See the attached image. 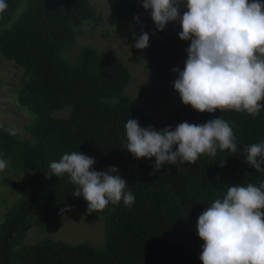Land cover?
<instances>
[{
  "label": "trees",
  "instance_id": "1",
  "mask_svg": "<svg viewBox=\"0 0 264 264\" xmlns=\"http://www.w3.org/2000/svg\"><path fill=\"white\" fill-rule=\"evenodd\" d=\"M3 2L0 54L22 69L18 100L33 119L24 125L27 136L0 124V159L27 177L2 180L18 197L6 205L0 222V264H202L198 216L223 198L229 186L264 182V171H256L243 155V148L264 142V106L253 117L234 110L201 113L180 103L158 122L127 94L132 74L119 55L92 45L77 50L84 27L103 19L94 1ZM106 2L111 21L126 23L128 44L146 70L161 81H174L178 73L172 69L183 70L190 44L179 38V23L169 22L160 31L140 0ZM184 11L182 4L181 14ZM142 32L149 34V46L137 49L134 45ZM61 110H68L67 115L54 114ZM129 118L155 130L221 118L232 127L239 151L218 149L215 157L202 154L195 164H165L153 175L155 157L137 159L126 150ZM73 151L95 158L94 170L117 167L134 203L130 207L123 201L109 203L104 210L89 213L85 199L73 195L75 186L68 174L48 175L51 162ZM66 200L88 219L103 222L102 245L50 236L26 241L30 224L39 219L45 225Z\"/></svg>",
  "mask_w": 264,
  "mask_h": 264
},
{
  "label": "clouds",
  "instance_id": "2",
  "mask_svg": "<svg viewBox=\"0 0 264 264\" xmlns=\"http://www.w3.org/2000/svg\"><path fill=\"white\" fill-rule=\"evenodd\" d=\"M157 30L178 22L181 40L190 41L183 70L173 81L183 104L198 112L226 110L255 117L264 101V0H140ZM184 4L186 11L180 12ZM6 7L0 0V10ZM137 21L138 17H135ZM137 49L149 46V34L136 39ZM126 150L134 158H153L155 175L165 164H195L202 154L215 157L217 150L236 154L239 149L230 124L214 118L194 124L181 122L155 130L136 119L125 123ZM14 134V133H13ZM175 146V147H174ZM248 164L264 171V142L243 148ZM259 158V159H257ZM95 158L79 151L65 153L50 163L49 177L68 174L82 196L87 211H102L123 201L131 206L135 197L126 191L127 181L115 166L92 169ZM225 161L221 160V166ZM6 162L0 159V170ZM63 211V210H62ZM198 236L204 241L202 264H264V182L259 186H229L223 198L215 199L199 216Z\"/></svg>",
  "mask_w": 264,
  "mask_h": 264
},
{
  "label": "rangeland",
  "instance_id": "3",
  "mask_svg": "<svg viewBox=\"0 0 264 264\" xmlns=\"http://www.w3.org/2000/svg\"><path fill=\"white\" fill-rule=\"evenodd\" d=\"M92 1L103 19L96 25L89 23L84 27L77 41V50L84 45H92L119 55L132 74L127 94L140 103L156 121H164L182 103L179 93L174 89L173 81H161L155 74L147 71L128 44L129 32L126 23L111 21L106 0ZM76 52L70 54L72 58ZM22 72L13 61L0 54V124H7L16 133L27 136L23 128L31 122L33 114L18 100ZM67 111L61 110L54 114L66 116ZM6 176L27 180L24 174L13 171L9 163L0 170V222L4 217L6 205L12 204L18 197V192L2 183ZM48 236L70 243L89 242L100 246L104 242L103 222L88 219L66 200L60 212L48 223L42 226L38 219L30 224L26 241L35 242Z\"/></svg>",
  "mask_w": 264,
  "mask_h": 264
}]
</instances>
